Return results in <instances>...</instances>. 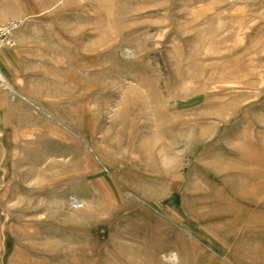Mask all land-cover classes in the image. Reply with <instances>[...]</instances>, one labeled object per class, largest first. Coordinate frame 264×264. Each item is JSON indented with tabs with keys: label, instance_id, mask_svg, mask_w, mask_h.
Wrapping results in <instances>:
<instances>
[{
	"label": "rangeland",
	"instance_id": "rangeland-1",
	"mask_svg": "<svg viewBox=\"0 0 264 264\" xmlns=\"http://www.w3.org/2000/svg\"><path fill=\"white\" fill-rule=\"evenodd\" d=\"M0 264H264V0H0Z\"/></svg>",
	"mask_w": 264,
	"mask_h": 264
},
{
	"label": "bare ground",
	"instance_id": "bare-ground-1",
	"mask_svg": "<svg viewBox=\"0 0 264 264\" xmlns=\"http://www.w3.org/2000/svg\"><path fill=\"white\" fill-rule=\"evenodd\" d=\"M1 81V80H0Z\"/></svg>",
	"mask_w": 264,
	"mask_h": 264
}]
</instances>
